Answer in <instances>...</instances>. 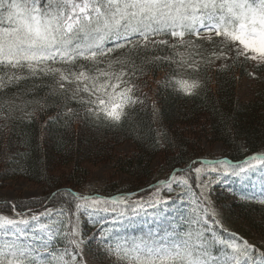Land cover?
Instances as JSON below:
<instances>
[{
    "label": "snow or ice",
    "instance_id": "6c2138e0",
    "mask_svg": "<svg viewBox=\"0 0 264 264\" xmlns=\"http://www.w3.org/2000/svg\"><path fill=\"white\" fill-rule=\"evenodd\" d=\"M216 61L220 70L229 68V61L264 67V0H0V96L30 78L51 77L53 92L83 109L85 118L115 126L127 118L128 108L144 102L135 94L134 78L146 76L147 68L175 66L172 76L187 78L176 79L173 86L193 96L204 86L199 73ZM65 107L68 115H79L76 108ZM252 161L264 164V154L233 166L218 160L219 167L210 171L245 179L255 167ZM203 163L194 161L189 170L195 172L200 191L185 231L172 228L163 234L125 237L102 225L98 248L116 257V264H264V251L236 233L224 238L215 232L219 221L208 196L211 181L200 178ZM161 184L168 191L172 184L191 188L189 179H178L175 172ZM66 195L72 197L65 201L68 210L55 212L67 218L55 222L59 227L42 222L53 216V209L26 218L13 203V216L0 214V264H87L82 214L107 212L109 204L117 203H127L126 212L144 208V203L126 199ZM149 203L157 215L167 207L162 199ZM124 218L121 212L114 222L123 227ZM30 223L31 234L26 231ZM39 231L51 235L45 239ZM52 236H62L64 247L52 244Z\"/></svg>",
    "mask_w": 264,
    "mask_h": 264
},
{
    "label": "trees",
    "instance_id": "16d2710c",
    "mask_svg": "<svg viewBox=\"0 0 264 264\" xmlns=\"http://www.w3.org/2000/svg\"><path fill=\"white\" fill-rule=\"evenodd\" d=\"M229 65L224 70L213 66L202 70L199 78L204 86L193 96L173 86L176 79L187 78L179 73L173 77L175 66L147 68L146 76L134 78L135 94L144 102L133 106L115 126L85 118L83 109L53 92L51 77L37 76L10 87L6 96H0V186L16 179L45 185L40 199L13 202L24 212L68 209L65 201L72 197L66 194L84 189L90 177L88 166L111 163L116 174L131 179L124 185L108 182L104 195L112 197L154 189L174 172L193 182L189 170L193 161L204 156L203 142L220 143L231 163L264 154V67L254 69L261 90L243 101L239 82L249 78L252 67L246 62ZM166 74L173 83L165 79ZM65 104L79 115H68ZM26 113L34 115L29 118ZM50 117L57 119L50 121ZM125 142L132 143L133 151L119 155L116 148ZM158 164L155 174L153 166ZM150 179L155 181L148 183ZM3 201L0 206L12 213L10 203ZM212 207L224 229L264 251V206L219 197ZM233 223L236 227L229 226ZM63 243L60 236L58 245Z\"/></svg>",
    "mask_w": 264,
    "mask_h": 264
},
{
    "label": "rangeland",
    "instance_id": "374dc122",
    "mask_svg": "<svg viewBox=\"0 0 264 264\" xmlns=\"http://www.w3.org/2000/svg\"><path fill=\"white\" fill-rule=\"evenodd\" d=\"M260 87L261 84L259 83L258 79H253V77L240 80L238 86L239 98L243 101H248L252 99L254 95H256V93L259 90H261ZM202 147H204L205 149L204 151L205 153L203 155L211 159L221 157L225 154L223 152L224 148L220 143L211 144L208 142H203ZM132 151H133V145L131 142L122 143L120 146L116 148V152L119 155L130 154L132 153ZM158 162L159 161H156L155 164ZM252 163L255 165V167L249 172L248 176L245 179L233 177L230 174L218 176L217 173L210 171L211 167L203 168L200 174L202 179H204L207 175H209L210 177L206 178L207 179L206 181L209 180L211 181V183L209 184V188L207 190L208 196L211 195L213 201H215L217 198L219 199V197H222V199L226 198V200L229 202H234V200H237L236 196L232 194V190L231 191L222 190L221 185H219L221 181L225 180V178L237 180L238 185L242 186L243 191L246 190L257 191L258 193L264 191V164H262L260 161H253ZM160 165L161 164H158V168H156L155 165L153 166L155 174L159 173ZM88 168L90 172V177L89 180L87 181V185L83 186V188L85 189H82L84 190L86 195L102 196L105 193L104 192L105 186L108 184V182L117 180L116 181L117 184L124 185L131 180L130 178H126L123 175L116 174L115 171L113 170V165L111 163H103L94 166H88ZM221 171L223 172L224 169H221ZM63 172L66 173L68 172V170H63ZM153 181H155V179H150L148 183H152ZM172 185H176V184H172ZM166 190H168V188H166ZM45 193H46L45 185L29 183L23 179L12 180L7 183H4L3 186H0V199L4 200L3 202L7 204L21 199L23 201L37 200L40 199ZM218 193L220 195L217 196ZM120 200H123V198H121ZM166 202H167V207L163 209L162 215H157V211L153 209V207H150L149 209H145L146 205H144V208L141 210L142 214L136 216L137 218H141L143 224H145V221L148 220L149 225H151V221L153 222L156 221L157 219V224L155 226H148V227H153V230H155V234L157 233V229L160 226H165L163 222L164 221L163 218L166 219V221H169L170 214L172 212H175L178 206L184 205V201H177L176 195H173L172 198L167 199ZM111 212H116V211L114 210H109L107 212L100 211L101 213L100 215L93 214L91 216L82 214L80 217V223L86 225V222H90L88 221V219L93 217H96L98 220H102L103 215L107 216V214L109 213L111 214ZM177 214L180 213L177 211ZM117 216L118 215H116L112 219L113 223H120V222H114ZM158 216L160 218H157ZM42 222L48 225H55L56 227H58V225L53 221V216L43 217ZM102 225L104 226V222H102L101 226ZM209 226H212L211 223ZM229 226L236 227L235 223L229 224ZM36 227L38 229V226ZM80 229L82 233V238L85 241V243L90 242L91 245V247L86 246L85 244L82 246L84 249V258L87 260V264H116V257L105 255L103 248L102 247L98 248L97 242L99 240V235L95 231L91 232L90 231L91 228L87 229L86 227H82L81 225H80ZM95 230L99 231L100 229L95 228ZM26 231H28L31 234L32 223H30V225L26 228ZM38 235L40 237L47 239L48 236L51 234L39 231ZM53 238L54 236H52V239ZM0 239H3V237H0ZM28 242L30 243L31 241Z\"/></svg>",
    "mask_w": 264,
    "mask_h": 264
}]
</instances>
